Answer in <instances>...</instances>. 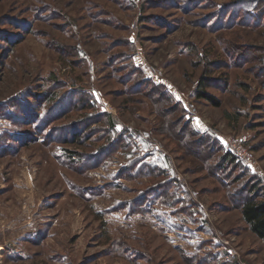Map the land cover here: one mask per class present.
<instances>
[{
  "label": "rangeland",
  "instance_id": "rangeland-1",
  "mask_svg": "<svg viewBox=\"0 0 264 264\" xmlns=\"http://www.w3.org/2000/svg\"><path fill=\"white\" fill-rule=\"evenodd\" d=\"M253 186L264 0H0V264H264Z\"/></svg>",
  "mask_w": 264,
  "mask_h": 264
},
{
  "label": "trees",
  "instance_id": "trees-1",
  "mask_svg": "<svg viewBox=\"0 0 264 264\" xmlns=\"http://www.w3.org/2000/svg\"><path fill=\"white\" fill-rule=\"evenodd\" d=\"M201 97L203 96L206 98L211 105L215 107H219V102L215 100L214 98L205 95L203 92H201ZM79 106H82L84 110L90 109V104L88 103V100L85 98L79 99ZM91 118V117H90ZM90 118H87L88 120ZM109 126H112V122H108ZM193 133H198L195 131H192ZM199 134V133H198ZM124 138V134L118 135V138ZM108 144L111 146H115L118 144L117 141H110L109 138H107ZM111 148V147H108ZM124 149V145L121 143L117 147V149ZM103 150H105L103 148ZM223 163V166L233 167L235 164V158L232 157L229 153L223 154V156L220 159ZM250 195L245 198L241 205H240V213L242 216V220L247 224L249 230L251 233L256 236L258 239H264V188H260L258 186H253L251 189H249ZM261 197V200L258 198Z\"/></svg>",
  "mask_w": 264,
  "mask_h": 264
},
{
  "label": "built area",
  "instance_id": "built-area-1",
  "mask_svg": "<svg viewBox=\"0 0 264 264\" xmlns=\"http://www.w3.org/2000/svg\"><path fill=\"white\" fill-rule=\"evenodd\" d=\"M236 157L242 160H249L248 156L245 153H240L238 152V150H236V148H232Z\"/></svg>",
  "mask_w": 264,
  "mask_h": 264
}]
</instances>
